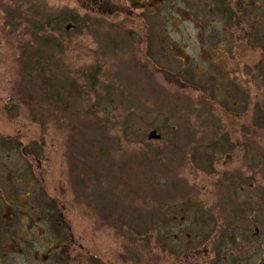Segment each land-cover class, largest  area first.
Masks as SVG:
<instances>
[{
    "label": "rangeland",
    "instance_id": "1",
    "mask_svg": "<svg viewBox=\"0 0 264 264\" xmlns=\"http://www.w3.org/2000/svg\"><path fill=\"white\" fill-rule=\"evenodd\" d=\"M216 1L0 0V264L264 262V0ZM19 13L88 18L60 75L24 73Z\"/></svg>",
    "mask_w": 264,
    "mask_h": 264
},
{
    "label": "trees",
    "instance_id": "2",
    "mask_svg": "<svg viewBox=\"0 0 264 264\" xmlns=\"http://www.w3.org/2000/svg\"><path fill=\"white\" fill-rule=\"evenodd\" d=\"M225 1V0H224ZM218 6L222 5V0H217L216 1ZM225 11L227 13L228 9L225 8L223 5L222 11ZM231 15V16H230ZM235 12H230L228 18L231 20L234 18ZM18 18L22 20V22H17L16 24H13L11 22L9 25H11V30H15L16 28H22V30L25 32V34L30 38V43H28L24 48H22L23 54L20 57V63L22 64L24 68V73L28 74V77L30 79H36L38 82L39 81H45L47 80V75L45 73L49 72L51 73L50 70H53L52 73L55 75H60L59 73L55 72L56 67L59 68V64L55 59L54 54L56 53L55 51H60L62 46H63V33H58L59 34V42L55 41L56 36V31L55 28L60 24V21H62L64 18L68 22L72 23L73 26H81L83 29L87 27L88 24V18L87 17H81V16H67L66 14H62L59 17H55L53 15L46 14L44 16H41L40 21L38 23H31V17L27 19L23 14L19 13ZM91 20V19H90ZM10 21V20H9ZM8 21V22H9ZM55 32V33H54ZM54 44V45H53ZM54 48L53 51H51ZM57 57V56H56ZM53 66V67H52ZM99 69L100 65L96 67V69L93 71L94 73H88L87 78L85 79L89 80L85 86L81 84H75L74 81L72 82V78L69 77L70 79V89H65V92L67 94H62L61 92H57L56 89L54 88L55 85H59L57 80L54 78L53 81L55 83H47L45 82L43 85L44 92H39L42 97H47L53 96L55 101H56V107H61L63 112L66 110V106L62 105L66 102V99L71 98V93H83V96L86 94H90L91 91H96L97 86L99 84L98 82V74H99ZM55 70V71H54ZM51 73V74H52ZM52 76V75H51ZM86 88L83 89V88ZM87 89H89V92H87ZM55 93V95L53 94ZM31 100H34V97L31 96ZM62 116L65 113H61ZM49 218V217H48ZM58 223L57 226L61 225V222L57 219Z\"/></svg>",
    "mask_w": 264,
    "mask_h": 264
},
{
    "label": "flooded vegetation",
    "instance_id": "3",
    "mask_svg": "<svg viewBox=\"0 0 264 264\" xmlns=\"http://www.w3.org/2000/svg\"><path fill=\"white\" fill-rule=\"evenodd\" d=\"M12 177V176H11ZM35 181V180H34ZM8 184L10 185V187H8V191L6 192H2V190L0 189V205H4V201L2 200V198L6 199L7 196L11 195V197H13L16 194V190H17V185L22 186L24 184V181L21 180V178L19 179H14L13 177L11 178V180H7ZM36 184V181H35ZM35 184H31V186L34 188ZM27 197L29 196V194L26 195ZM62 225V223H61ZM60 225V227H61Z\"/></svg>",
    "mask_w": 264,
    "mask_h": 264
},
{
    "label": "water",
    "instance_id": "4",
    "mask_svg": "<svg viewBox=\"0 0 264 264\" xmlns=\"http://www.w3.org/2000/svg\"><path fill=\"white\" fill-rule=\"evenodd\" d=\"M68 29H69V27H68ZM160 139H161V136L155 130L150 132V134L148 136L149 141L160 140ZM262 264H264V262Z\"/></svg>",
    "mask_w": 264,
    "mask_h": 264
}]
</instances>
